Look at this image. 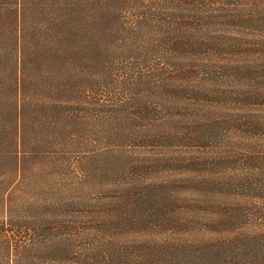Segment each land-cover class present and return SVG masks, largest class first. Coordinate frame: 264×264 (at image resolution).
Listing matches in <instances>:
<instances>
[{
	"label": "trees",
	"instance_id": "1",
	"mask_svg": "<svg viewBox=\"0 0 264 264\" xmlns=\"http://www.w3.org/2000/svg\"><path fill=\"white\" fill-rule=\"evenodd\" d=\"M41 1L49 14L13 9L16 38L39 37L15 52L11 126H30L37 99L21 94L45 95L55 70L71 99L44 97L54 130L36 149L112 189L0 193V264H264V0ZM130 4L147 8L135 23ZM20 140L1 145L7 174L22 173Z\"/></svg>",
	"mask_w": 264,
	"mask_h": 264
},
{
	"label": "rangeland",
	"instance_id": "2",
	"mask_svg": "<svg viewBox=\"0 0 264 264\" xmlns=\"http://www.w3.org/2000/svg\"><path fill=\"white\" fill-rule=\"evenodd\" d=\"M17 3H19V8H21L23 12L26 9V17L28 18V20L32 19V16L34 15L36 17H40L41 14H37L38 12H36L40 11V7L44 9L46 13L50 11L43 6L41 0H0V113L2 114V117H0V149H2L1 145L7 144L15 136L19 137V139H21L19 146V162L21 163L22 170V173L15 174L13 172V174H7V172L11 169V166H8V163L11 165V160H3L6 154L3 155V158L0 159V193L6 195L7 191H9L8 189H13L15 187H18L21 191L31 192H38L42 189L50 190L57 188L68 189L83 187L86 191L87 189L93 188L95 189V193L99 191V189H101L102 191H104V196L106 193H108L107 189H112V187L106 186L109 184L105 183V187H100V185H97L96 187H89V184L79 185L77 184V181H75L76 179L74 177L75 175L73 171H68V169L65 167L61 170L54 169L55 166L44 162L45 159L42 158V154L39 153V151L36 149V147L40 146V144H38V141L42 140L44 137V130L49 129V127V133H52L54 130V128L52 129L54 125L52 124L54 120L53 116L51 115V112H49L46 108L48 105L43 106L41 104L42 101H44V97H46L47 100H45L47 102L50 101L51 103L53 101H68V99H71L70 95L62 96L61 94H59L57 92V88L55 87L57 85V81L54 78H48L51 74L52 77L53 75L55 76V70H47L45 73H43L44 75L42 83H46L47 87H50L48 89L49 92L45 91V95L41 97L40 93H42V91L31 92L30 90L25 91V98L23 95L24 93L21 94V98L23 99L22 101H24L23 103L28 100H32L31 97L37 99L35 100V106H28L26 109L27 116H31L32 123H35V129L30 127L32 126V123L27 122L26 125L30 126L26 128L27 131L25 130L24 133L21 132L20 137V134L16 135L14 127L11 126L12 119L15 118L14 108L10 101L11 97L16 94L15 52L17 49H21L25 44L26 46H36V44H34V39L37 40L39 37V35L34 33L35 30L32 29L33 31H31L30 29L31 35L29 34V30H27L28 36L25 37V40H29V43L23 42V40L19 38L20 35L16 38L17 30L14 25L16 24V22L12 21V17L15 16L13 9H16V5H18ZM146 10L147 8L140 6L139 4H132V6L130 4V6L127 5L122 9V13H125L124 16L126 17L125 20L127 22L133 21V23H135L139 20V18H136L138 13H142ZM133 14L137 15L133 16ZM32 37L34 39H32ZM119 37L126 40L123 42L120 41L122 46H125L124 48L119 49V54H123L126 56L131 55L132 57H134V59L139 57L137 53L138 51L133 50L134 48L138 47V42L133 37H130L127 33L122 32L118 35V38ZM147 38H149V33L147 35ZM127 39H131L132 41H129ZM50 61H52V63L49 65V67L54 68L55 58L50 57V60H48V62ZM62 69L66 73L70 74V69H68L67 67H63ZM127 86L128 85H117L115 86V88L114 86H112L110 89L114 88L112 89V91H119L120 93H123L124 96H126V93L128 91L126 88ZM97 130L99 131L98 128ZM85 136L86 137H82L84 139L89 138L87 137L88 134H86ZM39 148L41 150V147ZM133 157H135L136 159L142 158L140 154L138 155V153H134ZM126 161L127 159L125 157L121 158V163H125ZM144 176L147 177V181L149 182V175L145 174ZM133 178L134 175L129 177H122L120 182L121 186L119 187H129L134 185L130 184ZM184 188L185 187H180L178 189L179 191H181ZM142 239L146 240L148 239V237L144 236Z\"/></svg>",
	"mask_w": 264,
	"mask_h": 264
}]
</instances>
